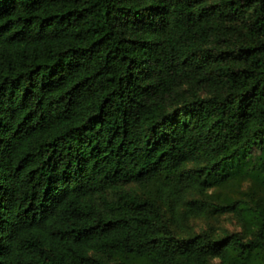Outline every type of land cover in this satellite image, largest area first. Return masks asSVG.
Returning <instances> with one entry per match:
<instances>
[{"label": "trees", "instance_id": "1", "mask_svg": "<svg viewBox=\"0 0 264 264\" xmlns=\"http://www.w3.org/2000/svg\"><path fill=\"white\" fill-rule=\"evenodd\" d=\"M0 264H264V0H0Z\"/></svg>", "mask_w": 264, "mask_h": 264}, {"label": "rangeland", "instance_id": "2", "mask_svg": "<svg viewBox=\"0 0 264 264\" xmlns=\"http://www.w3.org/2000/svg\"><path fill=\"white\" fill-rule=\"evenodd\" d=\"M253 192L252 185L249 182H243L239 186H225L219 189H214L208 192L209 201L224 202L227 200L235 199H250V195ZM188 226L184 228H178V231L198 232L201 229L211 228L215 233L221 231L237 232L240 231V227L235 220L227 215L214 216L210 213L205 214L202 217L189 220Z\"/></svg>", "mask_w": 264, "mask_h": 264}]
</instances>
